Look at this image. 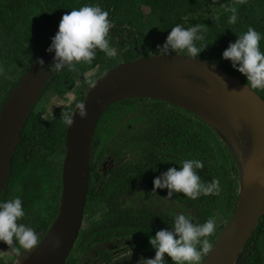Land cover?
<instances>
[{
	"label": "trees",
	"instance_id": "obj_1",
	"mask_svg": "<svg viewBox=\"0 0 264 264\" xmlns=\"http://www.w3.org/2000/svg\"><path fill=\"white\" fill-rule=\"evenodd\" d=\"M233 3L234 0H0V68L3 69L0 73V108L9 91L18 83L21 72L29 68L31 62L39 59V53H49L47 61L50 63L48 68H51L54 52H47L46 49L58 31L62 15L72 9H79L84 5H99L102 10L107 11L113 25L107 38L110 47L117 51L115 57L108 58L97 49L92 63L77 65L75 72L67 68L59 73L50 71V78L45 82L40 98L27 113L21 129V142L15 149L14 157L12 156V164L15 166L22 156L26 153L29 155L17 171L12 170L11 166L10 178L11 185L27 195L28 207H33L35 202L37 206L42 205V198L38 196L46 183L55 186V192L61 187L60 175L52 179L53 161L57 159L59 152L61 167L67 127L61 115L63 112H72L75 104L67 111H56L46 121L48 125L45 127L39 125L44 122L38 113L43 109L50 92H63L98 62L111 68L119 62L133 60L141 55L160 53L158 45H163L171 29L177 24L185 29L199 24L205 26L202 33L204 39L195 41V44L197 47L206 45L199 58L219 64L247 83L246 77L231 66V61L222 58V52L249 27L260 33V50L264 52V0H246L245 4L237 5L238 18L235 24L228 22L232 13L225 10ZM143 7L148 8V11H144ZM213 17L218 19H212ZM88 88L89 85L76 101L83 99ZM255 90L264 99V89ZM128 113H131L130 122L142 119L144 127L140 154L151 156L149 160H141V181L153 182L154 177L169 167L179 169L187 159L203 162L204 168L196 170L202 182L209 183L214 177L219 179L218 196L201 195L193 200L182 193H176L171 198L188 209V213L183 214L194 224H203L210 217L215 219V231L208 237L212 243L231 216L238 197V170L227 146L209 125L192 112L165 100L146 97L121 99L108 105L98 119L92 142L100 129L99 125L106 117ZM42 168L47 173L42 172ZM160 191L161 195L167 197L166 188ZM55 192L52 193V199L57 198L54 196ZM31 196L36 198L31 199ZM96 200L101 203L100 194L89 184L84 214L97 207ZM56 212L57 207L54 210L52 208V214ZM123 213L125 216L131 214L130 211ZM97 218H101V213ZM32 219L34 218L30 215L27 219L24 218L25 225H32ZM30 227L37 230L36 227ZM96 227L99 228L100 224L87 226L79 234L84 238L88 230ZM203 256L205 255H202L201 261ZM72 259L67 257L70 264L74 262ZM234 264H264V214Z\"/></svg>",
	"mask_w": 264,
	"mask_h": 264
},
{
	"label": "water",
	"instance_id": "obj_2",
	"mask_svg": "<svg viewBox=\"0 0 264 264\" xmlns=\"http://www.w3.org/2000/svg\"><path fill=\"white\" fill-rule=\"evenodd\" d=\"M184 55H141L95 78V87H89L80 101L86 105L87 117L74 112V123L66 127L58 214L37 247L19 264H64L82 224L98 119L111 103L137 97L165 100L192 112L227 146L238 170L237 202L201 264H234L264 214V99L219 64ZM49 76L34 63L22 73L0 109V187L27 111L40 98Z\"/></svg>",
	"mask_w": 264,
	"mask_h": 264
},
{
	"label": "flooded vegetation",
	"instance_id": "obj_3",
	"mask_svg": "<svg viewBox=\"0 0 264 264\" xmlns=\"http://www.w3.org/2000/svg\"><path fill=\"white\" fill-rule=\"evenodd\" d=\"M48 56L49 53H39V59L31 62L29 68L35 63L43 72L51 73L48 70L50 69L48 68L50 66L47 61ZM41 59L44 64L40 66L38 61ZM108 69L102 62H98L94 68L87 72H92L95 79ZM98 71H101L100 74H97ZM46 81L43 82L41 91ZM87 86L88 84L83 75V77H78L72 86H68L63 92H50L43 109L38 113L44 122L39 125L41 127L47 126L46 121L56 111H67L74 104L76 106V103L80 102L76 101L77 98ZM34 104L35 102L30 105L28 111ZM45 113L48 117H44ZM99 127L100 129L96 133L90 149L88 186L90 184L95 192L98 191V194H100L99 202L101 203L96 200V208L88 210L85 214L83 212L82 224L68 257L73 258L74 262L71 264H143V259H150L155 256V249L149 244V237L160 229L171 230L174 216L183 214V212L188 213V209L183 208V205L179 202L161 195V189L152 192V182L141 181V160H149L151 157L140 154L144 127L142 119L138 118L137 121L130 122L126 114L109 115ZM19 142H21V139H19ZM30 143L32 144V141ZM24 151L26 153V150ZM12 156L6 180L0 187V202L19 197L22 201L25 216L18 223L25 225L23 219H27L29 215L33 217V224L27 227H36L37 230H34L40 240L58 214L61 187L55 192L56 187L46 183L38 196L42 198L40 200L42 205L37 206L35 202L33 207H28L27 195L22 191L20 192L15 185H11L10 178L11 166L12 170L17 171L19 165L23 164L29 155L26 153L25 156H19L21 161L15 166L12 164V158L14 157ZM53 165L54 176H52V179L60 175L61 181L62 164L60 167L59 152L57 159L53 161ZM44 171L46 172L42 168V172ZM104 185L107 186L104 188ZM54 192V196H57V198L52 199V193ZM113 193L117 195L114 196ZM35 198L31 196V199ZM56 199L57 204L55 205ZM55 207H57V212L52 214V208L54 210ZM124 211H130L131 214L125 216ZM99 213H101V218L98 219ZM97 223L100 224V227L88 230L84 238L79 234L87 226H95ZM45 226H47L46 229ZM16 247H19L18 243ZM130 251L131 255L129 256ZM29 253V250L21 248L19 255H16L7 244L0 241V264H19ZM164 259L166 264L172 262L167 254H165ZM64 264H70L67 258Z\"/></svg>",
	"mask_w": 264,
	"mask_h": 264
},
{
	"label": "clouds",
	"instance_id": "obj_4",
	"mask_svg": "<svg viewBox=\"0 0 264 264\" xmlns=\"http://www.w3.org/2000/svg\"><path fill=\"white\" fill-rule=\"evenodd\" d=\"M245 3L246 0H234L232 5L226 7L225 10L232 13L228 18L229 23H236L238 18L236 6ZM112 27L109 13L102 10L99 5H84L63 14L58 24V31L51 38L52 42L46 49L47 52H54L50 71L59 73L67 68L75 72L77 65L92 63L97 49L108 58L115 57L117 51L110 47L107 38ZM204 27L198 24L185 29L177 24L167 35L163 45H158L161 55L168 56L186 51L185 57L198 58L206 45L197 47L195 41L204 39L202 34ZM260 40V33L249 27L222 52V58L230 60L231 66L246 77L245 88L249 90L264 89V52L260 50ZM38 63L40 66L44 64L42 59ZM2 72L3 69L0 68V73ZM83 75L89 87H95L94 74L86 72ZM99 102L97 100V103ZM74 112H78L82 119L86 118L88 113L85 103L77 102L74 111L62 113L61 119L65 125L71 126L74 123ZM203 168V162L196 159L184 160L179 169L169 167L165 172L154 177L152 192L166 188L168 199L176 193H182L193 200L201 195L218 196L219 179L214 177L209 183L202 182L196 170ZM24 216L25 212L19 197L0 202V241L7 244L16 255H19L21 248L31 251L39 243L34 229L18 223ZM215 227V219L211 217L203 224H194L184 214L175 216L171 230L160 229L155 236L149 237V244L155 249V256L143 259V264H166L165 254L174 264H201L202 255H208L213 248L208 237L215 231ZM17 243L19 247H16Z\"/></svg>",
	"mask_w": 264,
	"mask_h": 264
},
{
	"label": "rangeland",
	"instance_id": "obj_5",
	"mask_svg": "<svg viewBox=\"0 0 264 264\" xmlns=\"http://www.w3.org/2000/svg\"><path fill=\"white\" fill-rule=\"evenodd\" d=\"M144 11H148V8H146V7H143L142 8ZM140 16V15H139ZM51 110H50V108H49V112H50ZM130 114L131 113H128V114H126V117H130ZM44 117H48V115L45 113V115H44ZM227 222V221H226Z\"/></svg>",
	"mask_w": 264,
	"mask_h": 264
}]
</instances>
